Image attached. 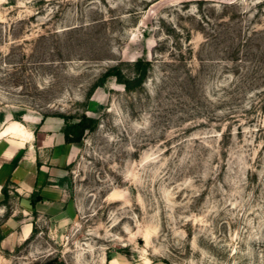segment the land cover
Segmentation results:
<instances>
[{
	"label": "rangeland",
	"instance_id": "obj_1",
	"mask_svg": "<svg viewBox=\"0 0 264 264\" xmlns=\"http://www.w3.org/2000/svg\"><path fill=\"white\" fill-rule=\"evenodd\" d=\"M139 57L142 85L93 88ZM0 113L22 136L98 120L70 218L31 211L21 237L1 193L0 264H264V0H0Z\"/></svg>",
	"mask_w": 264,
	"mask_h": 264
},
{
	"label": "crops",
	"instance_id": "obj_2",
	"mask_svg": "<svg viewBox=\"0 0 264 264\" xmlns=\"http://www.w3.org/2000/svg\"><path fill=\"white\" fill-rule=\"evenodd\" d=\"M34 126L27 128L26 136L13 135L8 126L0 129V199L2 188L8 181L15 185V191L21 199V214L26 232H31L33 225L27 221L30 217L32 195H41L36 203L38 215L64 221L72 216V199L67 186L69 165L78 154V143H66L64 136L65 120L61 117L47 116L35 121ZM34 127V128H33ZM4 130V134L1 132ZM0 208V216L4 213ZM15 214L12 215L13 218ZM9 218V219H11ZM14 219V218H13ZM26 219V221H25ZM14 228L11 235L15 236ZM104 264H125L113 257Z\"/></svg>",
	"mask_w": 264,
	"mask_h": 264
},
{
	"label": "trees",
	"instance_id": "obj_3",
	"mask_svg": "<svg viewBox=\"0 0 264 264\" xmlns=\"http://www.w3.org/2000/svg\"><path fill=\"white\" fill-rule=\"evenodd\" d=\"M135 67V76L133 78L127 77L123 71L118 67H112L108 69L104 75L103 78L100 79V81L96 82L93 88L103 86L104 82L106 81L108 76H115L117 80L124 84L125 88L128 90H134L136 86L142 85L145 81L149 67L150 62L148 60H144L143 58L139 57L134 62ZM23 113H14V119L21 120V115ZM4 119V113H0V123ZM65 127H64V136L66 143H81L85 137V135L88 132H93L98 128V120L95 117H92L90 115H87L86 113H83L77 121L72 123H67L65 120ZM12 183L11 179H8L6 184L2 188V192L4 194V199L8 200V185ZM41 199V195L38 193H34L32 195V206H33V213L38 214L36 211V203L37 201ZM34 231V229H33ZM3 237L0 235V240H2ZM29 239V238H28ZM108 260H111L112 257L108 254L107 256Z\"/></svg>",
	"mask_w": 264,
	"mask_h": 264
}]
</instances>
